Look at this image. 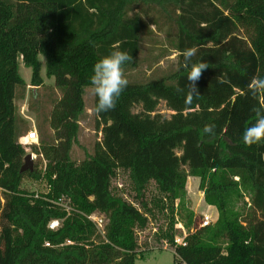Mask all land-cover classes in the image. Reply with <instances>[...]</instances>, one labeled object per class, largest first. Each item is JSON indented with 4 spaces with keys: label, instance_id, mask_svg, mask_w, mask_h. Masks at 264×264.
I'll return each mask as SVG.
<instances>
[{
    "label": "trees",
    "instance_id": "trees-1",
    "mask_svg": "<svg viewBox=\"0 0 264 264\" xmlns=\"http://www.w3.org/2000/svg\"><path fill=\"white\" fill-rule=\"evenodd\" d=\"M162 32L163 42L156 38ZM158 44L153 64L176 54L175 68L128 80L114 110L97 113L94 96L102 139L74 160L94 64L119 49L133 57L124 65L132 71L144 48ZM191 47L198 49L193 61L209 67L189 103L182 52ZM20 56L34 89L45 84L44 57L60 91L32 144L42 165L25 172L20 139L31 128L16 104L28 86ZM255 77H264V0H0V264H136L138 228L157 211L171 213L163 236L175 244V211L184 207L190 176L200 178L218 218L200 227L203 216L188 217L175 264H264V143L242 140L255 119L258 101L248 95ZM162 101L170 116L159 111ZM205 125H214L213 134H203ZM120 170L133 200L113 186ZM25 177L47 190L24 189ZM152 183L157 194L149 198ZM93 214L103 218V232ZM54 220L60 224L53 229Z\"/></svg>",
    "mask_w": 264,
    "mask_h": 264
},
{
    "label": "rangeland",
    "instance_id": "rangeland-1",
    "mask_svg": "<svg viewBox=\"0 0 264 264\" xmlns=\"http://www.w3.org/2000/svg\"><path fill=\"white\" fill-rule=\"evenodd\" d=\"M159 41H164V32L159 33L156 37ZM162 45V44H161ZM148 45L144 48L142 53V65L132 71H124L128 80L132 81H145L149 79H156L164 74L172 71L175 68L176 54L169 55L160 59V63L153 64L152 59L154 55L160 52L161 46L155 47V49H148ZM159 48V50H157ZM43 61L42 76L44 77V86L38 89H34V86L30 84L32 69L26 67L23 63L22 57L18 58L20 73L22 77L27 81V88L25 95L19 98L16 102L18 111L22 117L28 120L29 127L37 129V125L44 119L45 114H49L52 108V99L60 96V91L55 86L54 78H50L46 75L45 58L41 57ZM36 90L35 96L33 91ZM86 111L81 117V131L79 141L74 145L72 151V157L76 161L83 160L88 154H92L96 142L102 139V132L96 128V114L94 112V94L92 87L87 88L86 95ZM159 111L163 114L170 116L172 110L168 109L166 102L162 101L159 105ZM136 112L140 110V106L134 109ZM39 132V130H38ZM48 134L51 135L52 131L49 130ZM40 135V133H39ZM40 142V140H39ZM27 154L34 153L32 146L26 148ZM39 161L38 158L34 159V164ZM42 165V164H41ZM113 186L117 192L124 194L129 200H133L134 192L129 183L127 172L120 170L118 177L113 180ZM22 187L30 192H45L47 185L40 180H34L29 177H25ZM188 195L184 201L183 208H177L175 211V224L173 230H175L176 236L182 235V229L177 227L182 223L186 230L188 217L192 214L196 220H200L201 216L207 214L210 215L213 220L216 218V209H210L204 199V192L200 188V178L190 176L187 182ZM157 194V188L155 183H152L148 188V197ZM193 216V218H194ZM171 213L158 212L155 217H151L150 224L146 229L138 228V251L140 256L136 260V264H175V254L172 250V245H167V238L163 234L169 232L171 227ZM216 221L214 220L213 224Z\"/></svg>",
    "mask_w": 264,
    "mask_h": 264
},
{
    "label": "clouds",
    "instance_id": "clouds-1",
    "mask_svg": "<svg viewBox=\"0 0 264 264\" xmlns=\"http://www.w3.org/2000/svg\"><path fill=\"white\" fill-rule=\"evenodd\" d=\"M197 51L196 47H191L182 52V67L187 71L185 99L189 103L200 95L197 82L209 67V64L203 60L193 61ZM132 60L133 57L130 53L116 49L94 64L90 82L92 92L96 97L95 111L97 113L116 108L119 97L129 83L124 73V65L131 63ZM176 91L184 93L185 89L177 87ZM248 95L258 101L252 109L255 114L254 123L246 127L242 135L243 143L252 147L264 143V77H255L249 82ZM202 132L203 134H213L214 125H205Z\"/></svg>",
    "mask_w": 264,
    "mask_h": 264
},
{
    "label": "built area",
    "instance_id": "built-area-1",
    "mask_svg": "<svg viewBox=\"0 0 264 264\" xmlns=\"http://www.w3.org/2000/svg\"><path fill=\"white\" fill-rule=\"evenodd\" d=\"M20 142L25 148L32 146V144L38 143L39 142L38 130L37 129L30 130L25 136L21 137ZM32 156L34 159H36L38 157L36 153H32ZM64 206L66 207L67 210H70V206L68 204H64ZM89 218L91 220H93L96 223L99 230L101 232H103V225H104L103 218L101 216L96 215V214L90 215ZM213 222H214L213 218L210 215L205 214V215H203L200 227L210 226L213 224ZM59 224H60L59 220H54L50 223L49 226H50V228L54 229V228L58 227ZM177 227H179V229H182L183 233H182V235L176 236V238H175V244L172 245V250H173L174 254H176V246L184 245L185 244V238L188 235V230H186L185 226L182 223L178 224ZM168 244L169 243L167 242V245ZM177 264H186V263L177 262Z\"/></svg>",
    "mask_w": 264,
    "mask_h": 264
},
{
    "label": "water",
    "instance_id": "water-1",
    "mask_svg": "<svg viewBox=\"0 0 264 264\" xmlns=\"http://www.w3.org/2000/svg\"><path fill=\"white\" fill-rule=\"evenodd\" d=\"M35 169V165H34V158L32 156L31 153L27 154L26 157H25V162L22 166V169L21 171L22 172H25V171H33Z\"/></svg>",
    "mask_w": 264,
    "mask_h": 264
},
{
    "label": "crops",
    "instance_id": "crops-1",
    "mask_svg": "<svg viewBox=\"0 0 264 264\" xmlns=\"http://www.w3.org/2000/svg\"><path fill=\"white\" fill-rule=\"evenodd\" d=\"M208 206L210 207V209H216V218L214 219L216 221L217 218H218V210H217V208L215 206H212V205H208Z\"/></svg>",
    "mask_w": 264,
    "mask_h": 264
}]
</instances>
